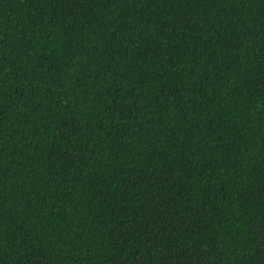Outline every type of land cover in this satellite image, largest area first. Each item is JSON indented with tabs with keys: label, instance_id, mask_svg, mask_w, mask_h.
Wrapping results in <instances>:
<instances>
[{
	"label": "trees",
	"instance_id": "1",
	"mask_svg": "<svg viewBox=\"0 0 264 264\" xmlns=\"http://www.w3.org/2000/svg\"><path fill=\"white\" fill-rule=\"evenodd\" d=\"M0 264H264V0H0Z\"/></svg>",
	"mask_w": 264,
	"mask_h": 264
}]
</instances>
